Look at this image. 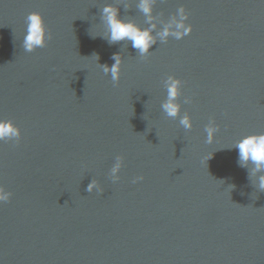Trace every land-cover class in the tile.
Returning a JSON list of instances; mask_svg holds the SVG:
<instances>
[{
	"label": "water",
	"instance_id": "obj_1",
	"mask_svg": "<svg viewBox=\"0 0 264 264\" xmlns=\"http://www.w3.org/2000/svg\"><path fill=\"white\" fill-rule=\"evenodd\" d=\"M105 3L148 27L138 0H0V116L22 132L0 142V264H264V191L233 147L264 132V0H156L158 27L183 3L193 30L146 58L109 42ZM31 11L52 39L25 52ZM169 74L190 130L161 108Z\"/></svg>",
	"mask_w": 264,
	"mask_h": 264
},
{
	"label": "clouds",
	"instance_id": "obj_2",
	"mask_svg": "<svg viewBox=\"0 0 264 264\" xmlns=\"http://www.w3.org/2000/svg\"><path fill=\"white\" fill-rule=\"evenodd\" d=\"M156 0H138L137 6L147 19L148 27H142L134 20H126L119 14V8L112 3H105L101 12L102 18L107 26V38L110 43L127 40L136 49L139 56L146 58L150 53L149 49L157 43V40L167 42L170 37L177 40L189 35L193 30V25L188 23L189 13L183 3L177 8L167 20L160 23L159 27L154 23V5ZM52 39V33L48 28L43 14L39 11H31L26 16V32L23 36L22 47L25 52H33L37 48H43ZM98 59V57H95ZM114 63L100 65L105 74H110L112 81L118 82L120 79V69L123 62L119 54H114ZM167 90V97L161 104V108L167 117L179 118V124L187 131L193 127L192 117L188 112L180 116L181 103L178 97L181 95L183 81L180 77L169 74L163 81ZM190 98L185 97L184 103H189ZM218 126L214 120H210L205 126L207 133L206 142L212 143ZM22 136L21 128L11 118L0 116V142L12 141L19 143ZM238 150L237 163L240 167L247 168L251 164L250 176L256 177L255 186L264 191V132L250 133L237 140L234 146ZM210 157L206 159L208 161ZM124 157L117 155L115 163L110 169L112 182L120 179L119 172L123 166ZM259 174V175H257ZM143 176H137L133 183L143 180ZM87 191L98 190L103 192L96 179H93L87 186ZM12 192L0 183V204L8 202L12 197Z\"/></svg>",
	"mask_w": 264,
	"mask_h": 264
}]
</instances>
